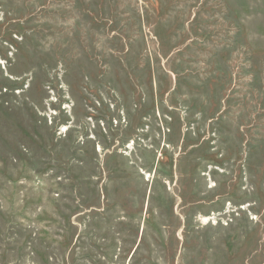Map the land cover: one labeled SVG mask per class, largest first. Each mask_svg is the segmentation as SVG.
<instances>
[{"label": "rangeland", "instance_id": "374dc122", "mask_svg": "<svg viewBox=\"0 0 264 264\" xmlns=\"http://www.w3.org/2000/svg\"><path fill=\"white\" fill-rule=\"evenodd\" d=\"M0 264H264V0H0Z\"/></svg>", "mask_w": 264, "mask_h": 264}]
</instances>
